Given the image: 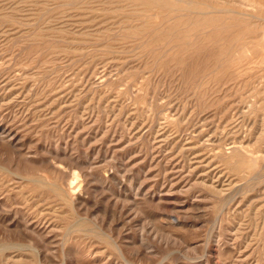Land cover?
<instances>
[{"label":"rangeland","instance_id":"obj_1","mask_svg":"<svg viewBox=\"0 0 264 264\" xmlns=\"http://www.w3.org/2000/svg\"><path fill=\"white\" fill-rule=\"evenodd\" d=\"M262 1L0 0V264H264Z\"/></svg>","mask_w":264,"mask_h":264},{"label":"bare ground","instance_id":"obj_2","mask_svg":"<svg viewBox=\"0 0 264 264\" xmlns=\"http://www.w3.org/2000/svg\"><path fill=\"white\" fill-rule=\"evenodd\" d=\"M86 1V0H85ZM133 1V0H132ZM157 1V0H156ZM164 1V0H163ZM176 1V0H175ZM189 2H190V0H188ZM252 2H253V0H251ZM255 1V0H254ZM258 1V0H257ZM260 1V0H259ZM161 3H162V1H160ZM193 3H194V1H192ZM263 2V3H262ZM261 3L262 4H264V0L262 1ZM232 3V2H231ZM258 3H260V2H258ZM238 5V4H237ZM256 5V4H255ZM174 6V5H173ZM177 6V5H176ZM254 6V5H253ZM175 7V6H174ZM191 7V6H190ZM194 7H197V6H194ZM256 7V6H255ZM210 8V7H209ZM243 8V7H242ZM183 9V8H182ZM248 9V8H247ZM259 9V8H258ZM125 10V9H124ZM147 10V9H146ZM177 10V9H176ZM178 10H179V8H178ZM178 10H177V12H178ZM184 10V9H183ZM189 10H191V9H189ZM188 10V11H189ZM217 10V9H216ZM227 10V9H226ZM180 11V10H179ZM229 11V10H228ZM227 11V12H228ZM234 10H232L231 12H233ZM196 11L194 10V13H195ZM254 12V11H253ZM179 13V12H178ZM210 14L212 13V12H209ZM209 13H208V11H207V14L209 15ZM224 13V12H223ZM229 13V12H228ZM234 13H237L236 11L235 12H233V14ZM200 14V13H199ZM205 14H206V12H205ZM238 14H239V12H238ZM243 14V13H242ZM126 16V15H125ZM144 16V15H143ZM249 16V15H248ZM125 18V17H124ZM188 18V17H187ZM172 20V19H171ZM195 20V19H194ZM147 21V20H146ZM162 21V20H161ZM151 25V24H150ZM178 26V25H177ZM194 29V28H193ZM217 30V29H216ZM246 31V30H245ZM210 32V31H209ZM161 33V32H160ZM138 34V33H137ZM203 34V33H202ZM179 35V34H178ZM199 35V34H198ZM157 36V35H156ZM155 36V37H156ZM142 37V36H141ZM187 37V36H186ZM138 38V37H137ZM144 38V37H143ZM246 38V37H245ZM250 39V38H249ZM189 40V39H188ZM147 44V43H146ZM254 45V44H253ZM236 50V49H235ZM234 50V51H235ZM245 68V67H244ZM244 71V70H243ZM205 79V78H204ZM13 138V137H12ZM264 156V155H263ZM240 166V165H239ZM241 169V168H240ZM248 170V169H247ZM41 178V177H40ZM76 179V178H75ZM38 181V180H37ZM51 181V180H50ZM31 182H33V181H31ZM41 182H42V180H41ZM33 183H35V181L33 182ZM39 183V182H38ZM45 183V182H44ZM42 185V184H41ZM37 186H39L38 184H37ZM54 186V185H53ZM41 190V189H40ZM50 190V189H49ZM54 190V189H53ZM64 190V189H63ZM43 191V190H42ZM56 193V192H55ZM59 193H61V192H59ZM64 193H66V191L64 192ZM57 195H58V193H56ZM59 195H62V194H59ZM60 197V196H59ZM62 198V197H61ZM74 208V207H73ZM18 252V251H17Z\"/></svg>","mask_w":264,"mask_h":264}]
</instances>
